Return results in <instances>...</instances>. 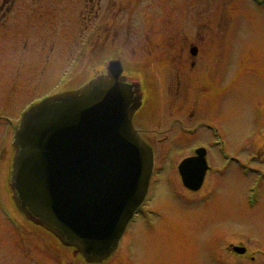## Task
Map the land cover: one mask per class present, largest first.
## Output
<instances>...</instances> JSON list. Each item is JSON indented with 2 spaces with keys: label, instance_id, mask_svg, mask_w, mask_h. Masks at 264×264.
I'll use <instances>...</instances> for the list:
<instances>
[{
  "label": "rangeland",
  "instance_id": "374dc122",
  "mask_svg": "<svg viewBox=\"0 0 264 264\" xmlns=\"http://www.w3.org/2000/svg\"><path fill=\"white\" fill-rule=\"evenodd\" d=\"M22 1L24 7L16 4L0 34V117L11 125L31 102L82 85L103 71L109 58L122 59L129 80L144 82L146 107L135 128L154 148L156 174L145 215L128 224L117 251L102 264H264V177L258 203L247 209L244 201L247 187L264 173V7L252 0H218L212 28L204 15L202 25L192 23L189 17L195 16H188V8L181 28L189 39L197 35L199 46L191 67L190 42L181 63L174 54L185 41L170 47L167 39L173 27H180L161 19L165 5L177 10L179 0H135L129 24L122 14L109 34L100 26L93 40L98 44L95 63H89L91 47L80 44L97 22H86L81 0H36L34 10L31 0ZM123 1L126 9L134 8V0ZM199 34L208 35L202 41ZM123 43L120 54L117 46ZM64 72L69 75L60 82ZM199 121L205 124L197 128ZM207 124L222 139L223 156L212 145ZM8 129L6 119H0V137ZM199 145L207 150L208 169L200 190L190 192L181 186L175 164ZM7 227L0 216V233ZM37 234V240L51 241ZM51 242L41 261L27 264H84L71 247ZM231 243L245 246L246 254L228 253Z\"/></svg>",
  "mask_w": 264,
  "mask_h": 264
},
{
  "label": "water",
  "instance_id": "95a60500",
  "mask_svg": "<svg viewBox=\"0 0 264 264\" xmlns=\"http://www.w3.org/2000/svg\"><path fill=\"white\" fill-rule=\"evenodd\" d=\"M122 71L119 60H109L106 73L30 108L14 133V204L88 263L117 248L153 165L152 149L131 123L140 89ZM199 159L179 166L193 190L205 171L194 168Z\"/></svg>",
  "mask_w": 264,
  "mask_h": 264
},
{
  "label": "flooded vegetation",
  "instance_id": "af4514ba",
  "mask_svg": "<svg viewBox=\"0 0 264 264\" xmlns=\"http://www.w3.org/2000/svg\"><path fill=\"white\" fill-rule=\"evenodd\" d=\"M22 0H0V34H3L4 31L7 30L8 26H6L9 23L10 18L13 16L16 4L19 3L20 6L23 5ZM101 0H81V8H82V15L85 16V19L87 18L88 21H91L92 19L94 21L101 19V20H109L111 25L108 26L106 29V32L109 34L111 31L109 29L112 25H114L117 21H119L122 14L127 15L128 24L132 21L133 14L135 10L137 9V3H133L134 8L126 9L125 3L123 0H103L100 4ZM168 3L176 0H165ZM180 5L176 10V7L170 6L169 4L165 5V9L162 11L164 17L161 19L164 20L166 24H172L173 26L179 25L180 29H177L178 27H173L174 34H169L167 39L171 41L172 43H169L170 47L176 46L175 41H185L184 44L181 46L178 44L177 54L175 52V56L177 55L178 61L183 63L186 62V57L183 54L185 48L187 47V43H189V48L191 45H195L196 39L198 38L197 35H193L192 39H189L186 32L182 30L181 25L183 22H186L187 19V9L192 8V12H189L188 16H195L189 17L192 20V23L200 24L202 25L201 19L204 15V21L205 25L207 23L210 25V28L212 26H215V21L217 20V2L218 0H179ZM205 1V2H204ZM36 0H31V9L34 10L32 5H35ZM151 2V1H150ZM25 4V2H24ZM100 4V5H99ZM99 5V6H98ZM24 7V5L22 6ZM98 7V10L96 11V8ZM36 9V8H35ZM30 13L31 10H30ZM210 13V14H208ZM12 15V16H11ZM16 15V14H15ZM14 15V16H15ZM197 19V21H196ZM91 22H94V21ZM218 21V20H217ZM168 25V27H169ZM204 25V24H203ZM171 28V27H170ZM114 34L118 33V29L116 28L113 30ZM178 32V33H177ZM200 37L198 40H204V37L208 34H199ZM180 36V38H179ZM183 36L184 38H181ZM197 36V37H196ZM128 39V38H127ZM125 41H129L128 40ZM96 47H94L95 49ZM197 52L199 46H196ZM93 49V50H94ZM176 49V48H175ZM196 55V54H195ZM194 55V56H195ZM191 59V67L194 65V56H192ZM180 63V64H181ZM180 86V82H177V87ZM0 119H6V117H0ZM4 156V155H3ZM8 157L2 160V143L0 141V216L3 217L7 214L9 209L4 208L2 205L3 198H2V179L3 177H6L8 173V161L10 157V152L7 154ZM20 224L19 225H9V228H5L2 233H0V264H27V261L29 262H37L41 261L40 258H43L44 249H47L48 243L45 241L37 240V233L34 231V229L27 225L26 219L22 214L19 216ZM47 244V246H46ZM52 244V243H51ZM50 244V245H51ZM226 250L228 253L232 254L233 256H244L246 254V248L241 253H235L233 251V248L226 247ZM213 259V258H212ZM252 260V257L250 258Z\"/></svg>",
  "mask_w": 264,
  "mask_h": 264
}]
</instances>
